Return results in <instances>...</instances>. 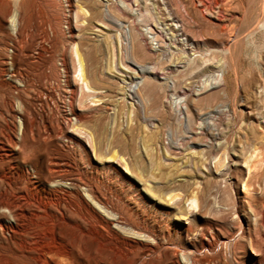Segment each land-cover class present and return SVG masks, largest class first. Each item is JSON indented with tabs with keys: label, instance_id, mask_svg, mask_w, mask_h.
I'll return each instance as SVG.
<instances>
[{
	"label": "rangeland",
	"instance_id": "obj_1",
	"mask_svg": "<svg viewBox=\"0 0 264 264\" xmlns=\"http://www.w3.org/2000/svg\"><path fill=\"white\" fill-rule=\"evenodd\" d=\"M176 260L264 264V0H0V264Z\"/></svg>",
	"mask_w": 264,
	"mask_h": 264
},
{
	"label": "bare ground",
	"instance_id": "obj_2",
	"mask_svg": "<svg viewBox=\"0 0 264 264\" xmlns=\"http://www.w3.org/2000/svg\"><path fill=\"white\" fill-rule=\"evenodd\" d=\"M142 71H146V68L145 67H142ZM136 82H138L137 84H134V88H136L137 87V85H139V84H141L142 83V80H141V78L138 80V81H136ZM133 88V89H134ZM4 204L6 205V206H8V208L10 209V210H12V209H14L15 210V208L17 209L18 207H20V209H19V213L20 214H23V212H24V210H22V207L24 206L22 203H20V201H17V200H15V199H12L11 197H4ZM8 209V210H9ZM14 210H13V212H14ZM17 212V211H16ZM15 213V212H14ZM18 214V213H17ZM109 214H111V213H109ZM105 215H108V214H105ZM117 215V214H116ZM115 214H113L112 213V216H109V218L110 219H113V221L115 220L116 221V219H117V216H116ZM18 216V215H17ZM20 216V215H19ZM96 217H97V221H99L100 222V225H101V223L102 224H107L108 226L110 225V222L108 221V219L107 218H105L104 217V215H101V214H97L96 215ZM98 222V223H99ZM116 224H117V221H116ZM116 224H114V226L116 225ZM105 226V225H104ZM112 226V225H111ZM107 227V226H106ZM116 227V226H115ZM109 228V227H108ZM113 231V230H112ZM111 232V231H110ZM113 233H115V235H116V231L115 232H111V234H113ZM117 235H119V234H117ZM121 235V234H120ZM114 237H117V236H114ZM122 237V236H121ZM118 238V237H117ZM119 238H120V236H119ZM123 238H125V237H123ZM122 238V239H123ZM128 239H130V238H128ZM126 240V239H125ZM127 241V240H126ZM130 241H132V239L130 240ZM137 243H138V241H136ZM127 243H130V242H128L127 241ZM126 243V244H127ZM132 243V242H131ZM134 245V244H133ZM148 245H149V243H148ZM151 251H153V250H151ZM175 263L176 264H181V262H180V260H176L175 261ZM174 263V264H175Z\"/></svg>",
	"mask_w": 264,
	"mask_h": 264
},
{
	"label": "built area",
	"instance_id": "obj_3",
	"mask_svg": "<svg viewBox=\"0 0 264 264\" xmlns=\"http://www.w3.org/2000/svg\"><path fill=\"white\" fill-rule=\"evenodd\" d=\"M150 33V31H148Z\"/></svg>",
	"mask_w": 264,
	"mask_h": 264
}]
</instances>
